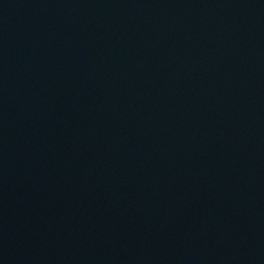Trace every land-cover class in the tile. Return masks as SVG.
Here are the masks:
<instances>
[{
  "label": "water",
  "instance_id": "95a60500",
  "mask_svg": "<svg viewBox=\"0 0 264 264\" xmlns=\"http://www.w3.org/2000/svg\"><path fill=\"white\" fill-rule=\"evenodd\" d=\"M0 264H264V0H0Z\"/></svg>",
  "mask_w": 264,
  "mask_h": 264
}]
</instances>
